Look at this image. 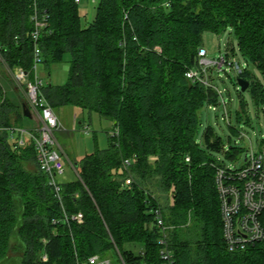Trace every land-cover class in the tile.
Masks as SVG:
<instances>
[{"label":"trees","instance_id":"16d2710c","mask_svg":"<svg viewBox=\"0 0 264 264\" xmlns=\"http://www.w3.org/2000/svg\"><path fill=\"white\" fill-rule=\"evenodd\" d=\"M35 6L48 16L43 63L70 66L66 83L45 85L44 97L53 110L99 115L120 135L76 162L78 177L63 184L64 207L84 219L66 224L32 141L19 148L10 139L8 129L25 128L28 104L16 105L0 84V263L19 252L20 264H84L94 255L160 264V206L176 264H264V240L237 253L226 247L214 165L224 166L217 154L236 161L243 150L211 126L199 143V113L219 97L186 78L198 66L204 33L231 28L241 56L261 72V82L247 69L238 77L250 82L260 108L264 0H100L89 23L75 0H0V54L11 69L33 66ZM134 155L138 185L129 189L122 164Z\"/></svg>","mask_w":264,"mask_h":264},{"label":"built area","instance_id":"2783aa9c","mask_svg":"<svg viewBox=\"0 0 264 264\" xmlns=\"http://www.w3.org/2000/svg\"><path fill=\"white\" fill-rule=\"evenodd\" d=\"M76 4H81L82 0H75ZM34 30L30 34L33 42V66L31 70L22 67H14L10 70L9 77L24 88L29 110L36 114L39 119L37 126L33 128H10L8 132L10 139L17 142L19 148L26 146L28 141H32L36 152L39 168L47 176L48 185L52 188L55 198L61 205L64 213L63 222L82 223L84 216L81 212L68 214L64 207L63 182L60 178L65 174V158L61 146L56 137V133L64 130L61 121L55 114L53 108L42 93L45 83L38 76V67L43 63V54L40 48V38L42 32L48 27V16L46 12H39L35 6L31 16ZM19 41V37H15ZM0 54V67L9 70L2 62ZM231 70L239 77L246 70L235 60L229 51L217 59H209L208 52L201 48L198 53V66L186 72V78L194 84H200L206 88L221 94L211 84L210 72L223 73ZM0 71L1 78L5 74ZM4 90L5 87L3 86ZM6 93V91H5ZM224 105V100L220 102ZM228 118V117H226ZM84 134H90L91 128L86 127ZM109 137L118 139L120 132L117 127H112L108 133ZM190 162V159H186ZM137 161V156L123 160V169L126 172L124 186L132 189L138 185L132 174V167ZM216 168V188L219 193L221 203V215L223 221V239L229 252L237 253L246 250L249 246L264 240V144L256 151L253 148L245 151L244 165L240 169H230L227 166L214 165ZM152 199L154 195L145 191ZM78 197V195H76ZM155 226L159 230L158 243L160 250V264H176L175 254L170 246L169 229L165 224L162 209L158 206L154 210ZM58 223L54 221L53 224ZM42 260L46 262L48 256L42 255ZM84 264H115L112 257L102 258L99 255L89 257ZM122 264H125L122 262Z\"/></svg>","mask_w":264,"mask_h":264},{"label":"rangeland","instance_id":"374dc122","mask_svg":"<svg viewBox=\"0 0 264 264\" xmlns=\"http://www.w3.org/2000/svg\"><path fill=\"white\" fill-rule=\"evenodd\" d=\"M100 0H82L79 4L80 16L84 23L91 22L96 14ZM85 25V24H84ZM208 52L209 59H217L228 51L232 57L238 61L244 69L251 73V78L255 81H263L261 72L253 64H247L246 60L239 53V45L234 31L229 28L222 34H214L206 32L203 35V45ZM233 50L235 51L233 55ZM2 62L8 67L6 70L0 67V71L5 74L1 78V83L8 91V95H13L10 99L15 103H20L18 95H14L15 90L22 95V102H27L24 88L16 84L9 77V66L2 58ZM67 63L53 64L46 67L41 63L38 67V76L43 80L45 85L59 86L66 82L67 78ZM2 74V75H3ZM211 84L221 94L216 103H207L200 111L199 116L201 125L198 130L197 139L202 142V137L205 129L211 126L216 133L220 135L228 146L232 142L238 148L243 150L242 154L236 161L229 160L225 154H217L216 158L220 163H223L230 169H240L244 165L245 151L253 148L258 150L264 144V104L258 108L252 99L250 90L242 92L237 80L238 76L235 72L228 70L223 73L210 72ZM241 96L243 98L241 99ZM224 100V105L220 102ZM244 102L242 108L241 102ZM59 120L63 122L64 130L57 132L56 137L59 144L65 151V174L60 178L61 182H71L78 177V169L76 162L81 161L86 155L93 153L96 148L105 149L108 147V133L111 129V124L106 119H101L99 115H90L87 111H82L76 107H62L54 110ZM75 115L81 116L74 127ZM228 117V118H226ZM240 117V118H239ZM61 122V123H62ZM26 126H34L35 123L31 120H25ZM66 128H65V127ZM90 127L91 133L84 134V128ZM27 128V127H26ZM238 131L239 134L234 133ZM97 140L95 141V135ZM43 242V240H42ZM136 250H140L135 247ZM21 253L9 252L8 259L0 264H20L17 261ZM117 263L116 255L112 256Z\"/></svg>","mask_w":264,"mask_h":264},{"label":"crops","instance_id":"0c3cea01","mask_svg":"<svg viewBox=\"0 0 264 264\" xmlns=\"http://www.w3.org/2000/svg\"><path fill=\"white\" fill-rule=\"evenodd\" d=\"M69 68H70V66H69V64H67V66H66V69H67V78H68V73H69ZM67 78H66V81H67ZM66 83V82H65ZM64 83V84H65ZM63 84V85H64ZM5 91H6V95L8 96V97H11V96H13V95H8V91L5 89ZM19 92V91H18ZM16 90H15V92L13 91V94L14 95H18V98H19V100H20V103H15L16 105H21L22 104V100H21V98H20V94L18 93ZM28 108V107H27ZM29 109V108H28ZM30 111V110H29ZM80 117L81 116H78V115H75V119H74V127L76 126V123L79 121V119H80ZM31 120V121H33L34 123H35V125L34 126H26L25 125V127H27V128H33V127H35V126H37V124H38V122H39V119H38V117L36 116V114H33L31 111H30V117H27V120ZM60 121H61V119H60ZM62 122V121H61ZM62 126H63V122H62ZM65 127V126H64ZM66 128V127H65ZM61 146V145H60ZM61 149H62V152H63V155H64V157L66 158V156H65V151H64V149L61 147Z\"/></svg>","mask_w":264,"mask_h":264},{"label":"water","instance_id":"95a60500","mask_svg":"<svg viewBox=\"0 0 264 264\" xmlns=\"http://www.w3.org/2000/svg\"><path fill=\"white\" fill-rule=\"evenodd\" d=\"M237 83L239 87L241 88L242 92H246L250 86V82H248L247 80L243 78H238ZM23 111L26 117H30V111L26 105H23Z\"/></svg>","mask_w":264,"mask_h":264},{"label":"bare ground","instance_id":"6f19581e","mask_svg":"<svg viewBox=\"0 0 264 264\" xmlns=\"http://www.w3.org/2000/svg\"><path fill=\"white\" fill-rule=\"evenodd\" d=\"M123 262V261H122Z\"/></svg>","mask_w":264,"mask_h":264}]
</instances>
